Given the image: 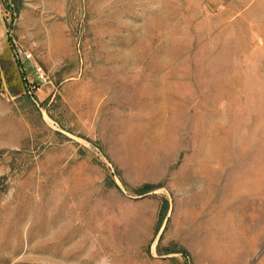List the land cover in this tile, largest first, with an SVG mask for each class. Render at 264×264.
I'll use <instances>...</instances> for the list:
<instances>
[{"label": "rangeland", "instance_id": "rangeland-1", "mask_svg": "<svg viewBox=\"0 0 264 264\" xmlns=\"http://www.w3.org/2000/svg\"><path fill=\"white\" fill-rule=\"evenodd\" d=\"M0 264H264V0H0Z\"/></svg>", "mask_w": 264, "mask_h": 264}, {"label": "built area", "instance_id": "built-area-1", "mask_svg": "<svg viewBox=\"0 0 264 264\" xmlns=\"http://www.w3.org/2000/svg\"><path fill=\"white\" fill-rule=\"evenodd\" d=\"M25 57L27 59H32L33 58V53L32 52H25ZM37 71H38L39 76H40L41 79H46V73H45V71L43 70V68L41 66L37 67Z\"/></svg>", "mask_w": 264, "mask_h": 264}, {"label": "trees", "instance_id": "trees-1", "mask_svg": "<svg viewBox=\"0 0 264 264\" xmlns=\"http://www.w3.org/2000/svg\"><path fill=\"white\" fill-rule=\"evenodd\" d=\"M165 214V213H164Z\"/></svg>", "mask_w": 264, "mask_h": 264}]
</instances>
